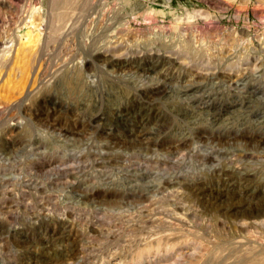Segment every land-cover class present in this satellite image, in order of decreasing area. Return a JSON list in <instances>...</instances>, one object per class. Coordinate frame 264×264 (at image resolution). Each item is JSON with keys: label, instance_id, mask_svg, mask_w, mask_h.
<instances>
[{"label": "rangeland", "instance_id": "374dc122", "mask_svg": "<svg viewBox=\"0 0 264 264\" xmlns=\"http://www.w3.org/2000/svg\"><path fill=\"white\" fill-rule=\"evenodd\" d=\"M256 261L264 0H0V264Z\"/></svg>", "mask_w": 264, "mask_h": 264}, {"label": "bare ground", "instance_id": "6f19581e", "mask_svg": "<svg viewBox=\"0 0 264 264\" xmlns=\"http://www.w3.org/2000/svg\"><path fill=\"white\" fill-rule=\"evenodd\" d=\"M64 3V2H63ZM66 4V3H65ZM69 4V3H68ZM63 14V13H62ZM252 264H264V261H256V262H253Z\"/></svg>", "mask_w": 264, "mask_h": 264}]
</instances>
